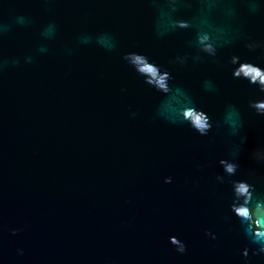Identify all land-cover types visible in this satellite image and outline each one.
<instances>
[{
	"label": "water",
	"instance_id": "water-1",
	"mask_svg": "<svg viewBox=\"0 0 264 264\" xmlns=\"http://www.w3.org/2000/svg\"><path fill=\"white\" fill-rule=\"evenodd\" d=\"M133 53L170 73L168 95ZM232 56L264 67V0H0V264H243L216 176L232 159L264 197V109L249 108L264 94L232 78ZM191 104L206 136L179 115Z\"/></svg>",
	"mask_w": 264,
	"mask_h": 264
},
{
	"label": "clouds",
	"instance_id": "clouds-1",
	"mask_svg": "<svg viewBox=\"0 0 264 264\" xmlns=\"http://www.w3.org/2000/svg\"><path fill=\"white\" fill-rule=\"evenodd\" d=\"M174 27L184 31L191 29L192 24L189 20L180 19L174 21ZM195 43L200 56L214 59L219 55L220 49L209 34L197 33ZM245 46L250 52H254L261 47V45L255 43ZM186 60L187 57L180 59L178 62L184 64ZM228 63L231 65L234 80L244 81L250 87L257 89L259 93L264 94V67L256 63L242 62L238 56H232ZM129 66L138 76L143 78L146 85L163 95L169 94L171 75L167 70H163L147 56L138 53H133V62ZM238 66L241 70H237ZM249 108L252 110L264 109V98L250 102ZM255 113L264 116V112L255 111ZM179 115L182 117L183 123L202 137L206 136L212 129L207 112L194 104L185 107ZM193 115L198 118L193 120ZM258 151L251 154V159L258 164H264V160L257 159L256 154ZM219 166L223 171L222 174L216 176V181L220 185L227 184L230 187L231 201L228 205V212L238 222L242 235L247 241V245L240 251V257L243 264H249L250 252L253 256L264 257V197L257 195L255 185L249 180L234 179L239 168L237 162L225 158L219 160ZM165 183H172L171 177L167 178ZM16 234L14 230L12 235ZM205 235L211 236L213 240L216 239L215 235L210 232L206 231ZM168 243L180 255H184L187 251L186 244L176 236H170Z\"/></svg>",
	"mask_w": 264,
	"mask_h": 264
}]
</instances>
